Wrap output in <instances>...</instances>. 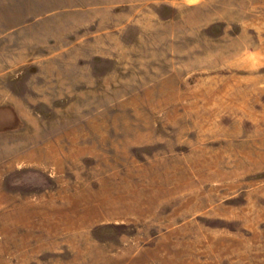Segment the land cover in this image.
Returning a JSON list of instances; mask_svg holds the SVG:
<instances>
[{
    "label": "rangeland",
    "instance_id": "1",
    "mask_svg": "<svg viewBox=\"0 0 264 264\" xmlns=\"http://www.w3.org/2000/svg\"><path fill=\"white\" fill-rule=\"evenodd\" d=\"M121 260L264 264V0H0V264Z\"/></svg>",
    "mask_w": 264,
    "mask_h": 264
},
{
    "label": "bare ground",
    "instance_id": "2",
    "mask_svg": "<svg viewBox=\"0 0 264 264\" xmlns=\"http://www.w3.org/2000/svg\"><path fill=\"white\" fill-rule=\"evenodd\" d=\"M83 150V149H82ZM81 151V150H80ZM64 153V152H63ZM71 154V153H70ZM66 155V154H65ZM74 155H76L75 153H74ZM68 156V155H67ZM57 157H59V156H57ZM117 158V157H116ZM102 169V168H101ZM232 176V175H231ZM107 178V177H106ZM134 180V179H133ZM141 181V180H140ZM147 181V180H146ZM172 181V180H171ZM132 182V181H131ZM163 183V182H162ZM131 184V183H130ZM171 185V184H170ZM180 185V184H179ZM190 185V184H189ZM131 186V185H130ZM135 186V185H134ZM144 186V185H143ZM172 186V185H171ZM133 187V186H132ZM180 187V186H179ZM169 188V187H168ZM181 188V187H180ZM132 189V188H131ZM129 189H127V191H128ZM177 190V189H176ZM88 191V190H87ZM173 191V190H172ZM122 192H124V191H122ZM142 192V191H141ZM92 194H95V193H92ZM91 195V194H90ZM89 195V196H90ZM146 196V195H145ZM155 196V195H154ZM87 197V196H86ZM86 197H84V198H86ZM94 197V196H93ZM156 197V196H155ZM159 197V196H158ZM88 198V197H87ZM87 198H86V200H87ZM116 198V197H115ZM114 198V199H115ZM108 199V198H107ZM106 199V200H107ZM118 199V198H117ZM194 199V198H193ZM78 200H79V198H78ZM77 200V201H78ZM163 200V199H162ZM90 201V200H89ZM89 201H88V203H89ZM108 202H109V200H107ZM107 201H105L106 203H107ZM122 201V200H121ZM164 202V201H163ZM92 203V202H91ZM104 203V202H103ZM102 202H101V204H103ZM117 203H119V202H117ZM82 204V203H81ZM99 203H97V205H98ZM110 204V203H109ZM112 204V203H111ZM114 204V203H113ZM123 204V203H122ZM184 204V203H183ZM191 204V203H190ZM92 205V204H91ZM105 206H106V204H104ZM125 206V205H124ZM86 207V206H85ZM92 207H93V205H92ZM154 207H156V206H154ZM72 208V207H71ZM100 208V207H99ZM104 208V207H103ZM110 208V207H109ZM101 209V208H100ZM106 209H108L107 207H106ZM144 209V208H143ZM146 209V208H145ZM155 209V208H154ZM162 209V208H161ZM262 209V208H261ZM140 210V209H139ZM87 212H88V210H86ZM104 211V210H103ZM186 211V210H185ZM258 211V210H257ZM82 212H84V211H82ZM86 212V213H87ZM94 212H95V210H94ZM93 211H92V213H94ZM101 212H102V210H101ZM137 213H139L138 211H137ZM157 213V212H156ZM113 214H115V213H113ZM177 214V213H176ZM83 215V214H82ZM140 215V214H139ZM248 215V214H247ZM94 216H95V213H94ZM127 216V215H126ZM173 216V215H172ZM259 216V215H258ZM84 217V216H83ZM253 217V216H252ZM73 218V217H72ZM104 218V217H103ZM74 219V218H73ZM253 219V218H252ZM255 219V218H254ZM67 220V219H66ZM101 220V219H100ZM135 220V219H134ZM156 220V219H155ZM84 221V220H83ZM173 221V220H172ZM257 221V220H256ZM75 222V221H74ZM136 222V221H135ZM141 222V221H140ZM254 222V221H253ZM65 223H67V222H65ZM64 223V224H65ZM82 223V222H81ZM85 223V222H84ZM171 223V222H170ZM255 223V222H254ZM69 224V223H68ZM157 224V223H156ZM70 225V224H69ZM84 225V224H83ZM61 226L63 227V226H68V225H63V224H61ZM89 226H91V225H89ZM55 227H57V226H55ZM60 227V226H59ZM74 227V226H73ZM187 227V226H186ZM258 227V226H257ZM76 228V227H75ZM55 229V228H54ZM64 229V228H63ZM80 230V229H79ZM258 230V229H257ZM187 231V230H186ZM175 232V231H174ZM73 233V232H72ZM78 234V233H77ZM175 235V234H174ZM79 236V235H78ZM256 239V238H255ZM203 240H205V239H203ZM81 243V242H80ZM177 243V242H176ZM199 243V242H198ZM207 243V242H206ZM180 245V244H179ZM216 245V244H215ZM242 245V244H241ZM94 247V246H93ZM186 247V246H185ZM221 247V246H220ZM226 247H227V245H226ZM81 249V248H80ZM195 250V249H194ZM218 251V250H217ZM222 251V250H221ZM224 251V250H223ZM93 252V251H92ZM128 252V251H127ZM226 252V251H225ZM237 252V251H236ZM79 253V252H78ZM189 253V252H188ZM196 253V252H195ZM219 253V252H218ZM216 254V253H215ZM80 255V254H79ZM124 255V254H123ZM130 255V254H129ZM185 255V254H184ZM128 256V255H127ZM202 256V255H201ZM210 256V255H209ZM126 257V256H125ZM183 257V256H182ZM211 257V256H210ZM126 259V258H125ZM213 259H215V258H213ZM106 260V259H105ZM120 262V261H119ZM121 262H122V260H121ZM153 262V261H152ZM191 262V261H190ZM87 264V263H86ZM122 264H123V262H122ZM159 264V263H158ZM230 264V263H229ZM240 264V263H239Z\"/></svg>",
    "mask_w": 264,
    "mask_h": 264
}]
</instances>
